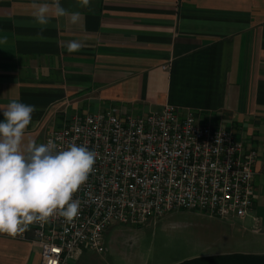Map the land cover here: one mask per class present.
<instances>
[{
    "label": "crops",
    "instance_id": "crops-1",
    "mask_svg": "<svg viewBox=\"0 0 264 264\" xmlns=\"http://www.w3.org/2000/svg\"><path fill=\"white\" fill-rule=\"evenodd\" d=\"M43 3L53 0H0V109L36 107L24 143H44L74 114L193 110L258 153L257 198L241 228L249 220L263 233L264 0H60L69 16L41 26L33 6ZM69 41L82 46L70 52ZM0 264H41V246L0 234Z\"/></svg>",
    "mask_w": 264,
    "mask_h": 264
},
{
    "label": "built area",
    "instance_id": "built-area-1",
    "mask_svg": "<svg viewBox=\"0 0 264 264\" xmlns=\"http://www.w3.org/2000/svg\"><path fill=\"white\" fill-rule=\"evenodd\" d=\"M49 140L60 150L86 146L96 163L74 194L81 203L72 222L55 215L14 237L38 243L41 264H75L87 250L102 254L112 226L139 227L178 210L244 220L257 198L258 153L193 110L74 114L51 128Z\"/></svg>",
    "mask_w": 264,
    "mask_h": 264
},
{
    "label": "clouds",
    "instance_id": "clouds-1",
    "mask_svg": "<svg viewBox=\"0 0 264 264\" xmlns=\"http://www.w3.org/2000/svg\"><path fill=\"white\" fill-rule=\"evenodd\" d=\"M82 3L87 6L90 0ZM33 7V17L41 26H46L52 16H69L60 0ZM79 18V12L70 14L72 23H77ZM81 46L78 41L66 44L70 52ZM0 111L3 116L0 120V234L22 235L29 225L47 223L55 215L72 222L81 203L73 198L74 194L92 173L96 153L77 144L60 150L52 140L25 144V130L32 122L36 107L12 100Z\"/></svg>",
    "mask_w": 264,
    "mask_h": 264
},
{
    "label": "rangeland",
    "instance_id": "rangeland-1",
    "mask_svg": "<svg viewBox=\"0 0 264 264\" xmlns=\"http://www.w3.org/2000/svg\"><path fill=\"white\" fill-rule=\"evenodd\" d=\"M243 222L174 211L143 226L113 227L104 237L105 252L86 251L78 264H178L197 257L263 249L264 232L252 233L249 220L245 232Z\"/></svg>",
    "mask_w": 264,
    "mask_h": 264
},
{
    "label": "trees",
    "instance_id": "trees-1",
    "mask_svg": "<svg viewBox=\"0 0 264 264\" xmlns=\"http://www.w3.org/2000/svg\"><path fill=\"white\" fill-rule=\"evenodd\" d=\"M178 264H264V255L258 254H223L197 257Z\"/></svg>",
    "mask_w": 264,
    "mask_h": 264
}]
</instances>
